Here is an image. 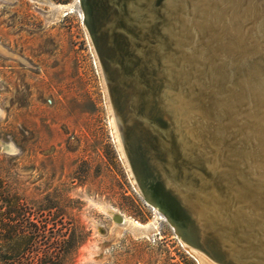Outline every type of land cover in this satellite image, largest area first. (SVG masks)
Masks as SVG:
<instances>
[{"label":"rangeland","instance_id":"obj_1","mask_svg":"<svg viewBox=\"0 0 264 264\" xmlns=\"http://www.w3.org/2000/svg\"><path fill=\"white\" fill-rule=\"evenodd\" d=\"M108 105L80 0H0V174L56 206L49 253L74 233L65 264H197L135 188Z\"/></svg>","mask_w":264,"mask_h":264},{"label":"bare ground","instance_id":"obj_2","mask_svg":"<svg viewBox=\"0 0 264 264\" xmlns=\"http://www.w3.org/2000/svg\"><path fill=\"white\" fill-rule=\"evenodd\" d=\"M110 1L123 22L122 26L117 25V29L132 45V58L125 59L117 66L120 75L125 80L130 79V97L135 99L142 79L139 69L149 63L159 68L160 62H164L162 59L159 61L155 50L156 45H164V41L148 32L150 26L159 20V12L156 13L150 3L148 7L146 4L137 7L129 0ZM217 1V4L211 6L205 0L204 3L208 5L205 10L199 9L196 2L189 7L186 5L184 10V23L191 34L190 51L193 52L192 45H195L203 31L207 36L205 43L217 53L214 61L199 59L204 64L198 74L186 72L185 77L192 78L193 86L188 87L184 83L185 77L178 86L176 107H179L181 121L186 120L179 123L175 112L167 104L164 105V100H159L160 93L143 97L144 114L149 115L155 103L159 116L166 121L164 129L155 121H149L157 151L163 158L162 163L158 162L162 169L160 172L177 190L179 200L197 218L199 234L204 227L212 231L219 229V226L229 229L233 231L231 239L235 238L239 243L230 246L229 252L257 255L261 258L260 264H264V47L258 43L264 40V0L256 3L260 19L252 22V5L255 0H250L247 10H244L250 22L246 31L256 39L257 44L256 47L242 49L239 46L240 28L233 16L240 0ZM141 15V20H138ZM260 32L261 36H256ZM224 39L231 46L221 43ZM244 49L249 51L242 53ZM253 59L256 61L252 62ZM177 66L179 68L174 70L175 74L186 69L184 60ZM158 68L156 75L158 79L164 80L163 72ZM185 94L195 105L193 115L190 114L192 112H188L189 116L184 113L181 100H186ZM165 101L168 103V98ZM111 118L115 127L113 115ZM118 137L119 153L123 157L119 134ZM205 137L209 138L208 142ZM247 167L257 172V175L252 177ZM229 184L238 187L237 194L249 199L252 207L257 204L259 210L256 212L246 208L245 213L234 210L235 200ZM251 188L255 194L251 193ZM153 211L157 215L156 210ZM248 211L251 215H248ZM113 218L115 222L125 221L116 214ZM131 224L133 228L145 226L135 221H131ZM214 231L218 235L222 232ZM223 236L226 237L225 233ZM182 245L197 264H209L195 249ZM239 247H245V250Z\"/></svg>","mask_w":264,"mask_h":264},{"label":"water","instance_id":"obj_3","mask_svg":"<svg viewBox=\"0 0 264 264\" xmlns=\"http://www.w3.org/2000/svg\"><path fill=\"white\" fill-rule=\"evenodd\" d=\"M129 1L137 7L145 4L148 7L150 3V7L156 13L159 12V20L150 26L148 32L156 34L157 38H161L165 43L164 45H156L155 47L156 56L159 61L161 59L164 60L163 64L160 62L159 68L163 72L165 79H158L156 75L157 65L149 63L148 66L141 67L139 72L142 79L139 83L138 94L135 99H131L132 97H130L132 92L130 79L125 80L120 75L117 66L118 63L122 64L125 59L132 58V45L130 41L117 29V25H123L120 16L118 17V11L110 0H80V4L84 14V25L99 61L101 76L108 97V107L112 110L110 114L113 115L117 126V133L121 139L124 153L122 160L130 175V179L133 180L135 188H137L143 199L167 220L181 243L187 248L195 249L199 255L204 256L209 264H260L261 258L257 255H246L247 252H229L230 246L234 244L239 245L235 241V238L234 240L231 239L230 236L233 231L229 229L226 230L219 226V229H213L212 231L204 227V229L200 230L201 234H199L198 224L196 223L197 218L193 216L190 208L179 200L177 190H174L164 179L162 172H160L162 169L158 165V162L162 163L163 158L157 151L151 135L149 121H155L160 124L162 129L166 127V121L159 116L156 109L158 106L155 103L152 105L150 114H144L143 97L146 95H159L160 93L159 100H164V105L167 104L175 112L179 123L186 120L181 121L182 117L178 113L179 107H176L175 98L178 86L181 84V80L184 79V83L188 87L193 86L192 78L188 79L185 77L186 72L190 71L198 74L202 64H204L199 59L211 62L214 61V57H217V53L205 43L207 36L203 31L200 32V38L195 41V45H192L194 47L193 52L190 51V32L186 29L184 23L186 16L184 10L186 5L189 7L194 2H196V6L200 7L199 9L205 10L208 8V5L204 3L205 0ZM258 1L255 0L252 5V22L260 19L256 6ZM208 2L211 6L218 3L217 0H208ZM249 2L250 0H240L233 11L235 23L240 28V49H242L241 47H256L257 44L256 39L246 31L250 22L247 20L248 15L244 14V10H247ZM181 12L185 14L183 15ZM141 18L142 15L138 17V20H141ZM261 34L262 32L257 33L256 36H261ZM221 43L231 46L226 39L222 40ZM258 43L264 47V40ZM246 51H249V49H244L242 53ZM183 60L186 69L180 71L179 74H175L174 70L179 68L177 65ZM255 61L256 59L252 60V62ZM135 64H137V61ZM259 77L261 76L259 75ZM262 80L264 81V74L262 75ZM166 98H168V103L165 101ZM184 98L186 100H181L185 108L184 113L189 116L188 112H192L190 114L193 115L195 105L191 99L187 98L186 94ZM196 119L194 118V120ZM195 122L193 121V123ZM190 129L192 130L191 124ZM205 140L208 142L209 138L205 137ZM184 142L187 144L186 141ZM247 169L252 177L257 175V172L253 171L250 167H247ZM228 187L235 200L234 210L243 213L246 212V208H252L251 211L254 210L256 212L259 210L257 204L252 207L249 199L237 194L238 187H235L233 184H229ZM254 192L252 189L251 193L255 194ZM248 215H251L250 211H248ZM259 218L262 217L259 216ZM214 230L222 232L218 235ZM262 231L264 232V230ZM224 233L226 237L223 236ZM239 248L245 250V247Z\"/></svg>","mask_w":264,"mask_h":264},{"label":"trees","instance_id":"obj_4","mask_svg":"<svg viewBox=\"0 0 264 264\" xmlns=\"http://www.w3.org/2000/svg\"><path fill=\"white\" fill-rule=\"evenodd\" d=\"M46 201L49 206L28 200L7 186L0 174V264H65L72 249L82 244L83 236L72 233L62 242V253H49L57 252L59 242L53 230L57 213L50 214L56 206ZM47 210L50 221L44 217Z\"/></svg>","mask_w":264,"mask_h":264}]
</instances>
